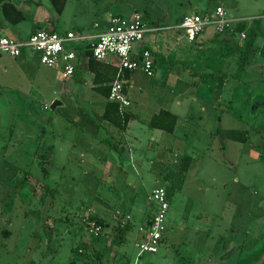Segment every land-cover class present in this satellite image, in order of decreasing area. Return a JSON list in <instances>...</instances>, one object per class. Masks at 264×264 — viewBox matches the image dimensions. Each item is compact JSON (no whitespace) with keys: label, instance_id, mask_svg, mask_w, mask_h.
<instances>
[{"label":"rangeland","instance_id":"obj_1","mask_svg":"<svg viewBox=\"0 0 264 264\" xmlns=\"http://www.w3.org/2000/svg\"><path fill=\"white\" fill-rule=\"evenodd\" d=\"M216 6L241 19L224 34L228 46L208 40V26L200 42L173 28L149 35L154 73L127 86L133 118L123 133L98 124L102 96L82 69L61 79L36 52L0 54V264H68L79 241L103 253L101 264H264V0H65L47 21L93 34L110 28L111 15L136 11L171 26ZM36 12L27 2L1 33L50 29ZM169 34V50L157 46ZM159 108L177 115L172 133L147 127ZM156 186L167 202L164 238L154 253L139 252ZM88 212L106 223L96 243L80 225ZM122 214L132 225L124 233Z\"/></svg>","mask_w":264,"mask_h":264},{"label":"built area","instance_id":"obj_2","mask_svg":"<svg viewBox=\"0 0 264 264\" xmlns=\"http://www.w3.org/2000/svg\"><path fill=\"white\" fill-rule=\"evenodd\" d=\"M241 21L228 17L221 6H216L213 13L185 14L175 25L163 26L147 23L143 16L134 11L128 15H111L110 28L95 35L81 34L72 30L65 32L36 28L25 39H15L0 35V54L16 57L27 48L38 54L39 62L46 67L57 68L61 79L68 78L74 71L76 54L72 42L86 41L93 59L109 63L118 71L140 70L147 77L153 75V57L150 50L140 45L146 35L157 33L164 29H177L188 41H192L206 27L213 32L227 34L233 32V23ZM240 38L245 37L243 31L238 32ZM108 100L118 103L120 108L129 105V99L122 89V83L114 79L109 85ZM150 199L155 202L156 209L150 213L149 220L138 228L135 245L139 252L154 253L162 239L165 224L164 215L167 209L164 189L156 186L151 189ZM89 212L81 220L85 223L87 234L97 235L101 226L94 219L88 218Z\"/></svg>","mask_w":264,"mask_h":264},{"label":"trees","instance_id":"obj_3","mask_svg":"<svg viewBox=\"0 0 264 264\" xmlns=\"http://www.w3.org/2000/svg\"><path fill=\"white\" fill-rule=\"evenodd\" d=\"M65 0H48V5L50 7L51 12L54 14V17L58 16L62 10L63 4ZM23 18L21 11L16 7L13 0H5L0 3V21L6 24H15L19 22ZM55 19V18H54ZM53 19V20H54ZM156 23V22H155ZM54 31V28L51 29ZM233 32H229L226 35L230 36ZM211 39H220L224 41L223 46H228L227 36H221L220 33L212 32ZM221 36V37H219ZM197 36L195 37V39ZM192 40V41H195ZM76 54V62L74 65V71L72 76L80 69L84 68L85 72L91 73V88L97 93L101 94L105 97V103L103 105V110L101 113V120L99 125H111L118 132L123 131L127 123L130 119L133 118L131 113H128L125 108H120L118 103L108 100V92L109 85L114 79H118L122 83V89L125 92L126 87L128 86V78L129 71L121 70L118 71L117 67L112 64L105 63L102 61H98L93 59L91 56L90 49L88 48V44H76L73 47ZM177 120V115L168 109L159 108L156 112L152 113L146 122L147 127L151 129H158L163 132L172 133L175 127ZM89 219H94L97 224L101 226V231L97 235H91L86 233L85 223L81 220L80 217V225L85 230L86 235L89 237L91 242L96 243L100 240L101 233L103 232V227L106 226V223L102 221L98 216L93 215L89 212ZM127 219V220H125ZM125 220V221H124ZM149 220V214L145 216L144 222ZM79 222V221H78ZM131 222L128 220L127 216H120V219L116 225L118 231L124 233L126 230L131 228ZM164 235L162 236L163 240ZM121 242L123 241V237H121ZM87 249L86 243L79 241V244L76 243L75 246L71 247L70 252L72 254V259H70L68 264H75V260H85L86 264L97 263L101 264L103 259V253L98 251H91L92 253L85 251Z\"/></svg>","mask_w":264,"mask_h":264},{"label":"crops","instance_id":"obj_4","mask_svg":"<svg viewBox=\"0 0 264 264\" xmlns=\"http://www.w3.org/2000/svg\"><path fill=\"white\" fill-rule=\"evenodd\" d=\"M32 2L33 4H34V6L36 7V17H37V19L38 20H44V21H46V23H48V25H50V23L47 21V18H48V16H49V9H50V7H49V5H48V0H17V1H15L14 2V4L16 5V7L21 11V13H22V15H24L23 14V10H25V7H26V3L27 2ZM49 8V9H48ZM18 23V22H17ZM16 24V23H15ZM15 24H6V23H2L1 21H0V35L2 34L1 33V30H8L9 28L11 29L12 27V25H15ZM238 24V23H237ZM50 27L52 28L53 27V24L52 25H50ZM50 28V29H51ZM54 31H56V30H54ZM67 31V30H66ZM30 32H32V31H30ZM29 32V33H30ZM57 32H59V31H57ZM60 32H62V31H60ZM234 33H235V30L233 31ZM239 32V31H238ZM97 33H99V32H97ZM97 33H93V34H88V35H95V34H97ZM3 35H5V34H3ZM29 35V34H28ZM226 35V34H225ZM237 35H238V33H237ZM213 35H212V33H211V35H209V37H207V39L209 40V39H211V37H212ZM221 36H224V34L223 35H221ZM221 36H219V37H221ZM10 37V36H9ZM153 37L154 36H151V38L150 39H153ZM147 38H149V35H146L145 37H144V39H143V41L140 43V45L141 46H143V47H146V48H148L149 49V47L147 46V45H149V41H148V39ZM170 38V39H169ZM154 39H155V37H154ZM153 39V40H154ZM167 39V40H166ZM199 40H201V37H200V34L197 36V38L195 39V41L196 42H200ZM176 40H174V42H175ZM171 42V34H169V35H163L162 37H161V40L159 41V43H157V46H161L163 49H167L168 48V46H169V43ZM87 42L86 41H83V42H78V43H76V44H86ZM152 45V44H151ZM168 50H169V48H168ZM26 52V53H25ZM31 52H33V51H31V50H28V49H23L21 52H20V54L18 55V57L19 56H24L25 58H26V55L25 54H30ZM9 56V55H8ZM12 57V56H11ZM17 57V56H16ZM23 60H25V59H23ZM154 60V62H153V68H154V65H155V59H153ZM8 66L10 67V68H16V69H18L17 67H16V61H14L13 60V62L11 63L10 62V64H8ZM9 68V69H10ZM80 69H82V71L83 72H85V70H84V68H80ZM5 70V69H4ZM57 71H55V75H56V77H58V78H60L59 76H58V69H56ZM17 71V70H16ZM130 73H129V78H128V85L129 84H134V81H135V79H136V77L138 76V74L139 73H142L143 75H145L142 71H140V70H134V71H129ZM88 76H89V78H90V88H91V73H88V72H85ZM154 73V72H153ZM146 76V75H145ZM80 81H84V79H83V77L82 78H80ZM92 89V88H91ZM93 90V89H92ZM96 92V91H95ZM97 93V92H96ZM99 94V93H98ZM125 94L127 95V97H128V99H129V96H128V92H127V87H126V90H125ZM101 95V94H100ZM102 96V95H101ZM105 97L104 96H102V100L100 101V105H101V111H100V113L98 114V119H99V122H100V120H101V113H102V110H103V105H104V103H105ZM129 102H130V100H129ZM158 110V109H157ZM156 110V111H157ZM155 111V112H156ZM170 111V110H169ZM148 119V118H147ZM130 121V120H129ZM129 121H128V123H129ZM146 122H147V120H146ZM128 123H127V126H126V128L128 127ZM99 124V123H98ZM105 127L107 128V130L108 129H110L112 132H114V131H117L114 127H112L111 125H105ZM126 128L123 130V131H121V133H123L125 130H126ZM175 128V127H174ZM174 130V129H173ZM118 132V131H117ZM161 187V186H160Z\"/></svg>","mask_w":264,"mask_h":264},{"label":"water","instance_id":"obj_5","mask_svg":"<svg viewBox=\"0 0 264 264\" xmlns=\"http://www.w3.org/2000/svg\"><path fill=\"white\" fill-rule=\"evenodd\" d=\"M2 1H5V0H0V3L2 2ZM59 104V102L57 101V100H53L51 103H50V108H54L56 105H58Z\"/></svg>","mask_w":264,"mask_h":264}]
</instances>
